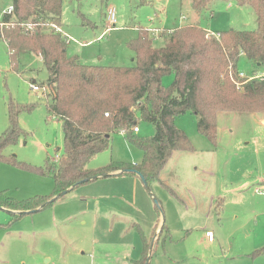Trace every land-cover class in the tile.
Here are the masks:
<instances>
[{"label":"rangeland","instance_id":"1","mask_svg":"<svg viewBox=\"0 0 264 264\" xmlns=\"http://www.w3.org/2000/svg\"><path fill=\"white\" fill-rule=\"evenodd\" d=\"M10 5L12 0H0V15ZM109 8L115 10L114 26L106 18ZM19 24L0 27V33L18 26L25 34ZM183 25L215 33L253 31L256 18L250 6L234 1L216 0L210 12L198 15L190 0H62L57 26L69 36L67 55L81 64L131 67L135 61L129 41L146 33L152 47L160 48L164 45L160 34ZM42 30L53 33L46 26ZM17 62L15 71L6 41L0 39V135L8 124L9 99L36 104L18 118L24 136L3 153L28 166L43 167L47 158L54 161L62 154L61 123L47 114L48 91L31 90L33 84L46 88L48 81L40 56L23 52ZM251 68L240 59V71L248 74ZM262 71L264 67L258 72ZM172 82V75L162 78L164 86ZM174 122L194 149L175 152L160 172L159 179L176 196L159 180L145 187L139 178L131 177L138 188L126 182L111 186L108 179L94 183H107L96 191L86 184L13 222L9 211L0 208V264H133L142 252L135 225L151 240L159 223L168 236L157 244L156 236L150 241L147 264H264V253H254L264 247V113L219 112L216 144L198 131L193 113L186 112ZM136 126L139 133L132 134L134 139L155 133L151 124L140 119ZM110 144L92 158L89 168L103 167L111 160L142 161L141 150L127 134H111ZM52 190L50 177L0 161V192L7 196L21 200L49 195ZM205 232L212 234L211 241Z\"/></svg>","mask_w":264,"mask_h":264},{"label":"trees","instance_id":"2","mask_svg":"<svg viewBox=\"0 0 264 264\" xmlns=\"http://www.w3.org/2000/svg\"><path fill=\"white\" fill-rule=\"evenodd\" d=\"M215 1L190 0L198 15L210 12ZM220 1L250 6L255 14L256 29L217 32L220 37L216 40L206 38L207 30L198 25H183L162 32L164 45L160 48H153L147 34L142 33L127 44L134 55L135 65L131 67L81 64L77 57L67 55L63 37L42 28L24 34L17 26L0 33L1 39L6 41L13 70H18L20 53L33 52L42 57L49 76L46 111L48 116L60 121L63 136L62 154L54 161L47 158L43 167L28 166L13 157H5L4 149L16 145L24 136L18 121L20 114L36 106L35 103L22 105L11 99L7 102L8 124L0 135V161L48 176L53 182L49 195L17 200L0 192V208L9 211L11 222L28 214L23 212L39 209L61 192L109 177H137L126 173L128 170L139 172L147 185L159 180L162 187L176 196L159 179L160 172L175 152L194 150L186 134L176 127V117L193 113L197 117L198 131L216 144L219 112L264 113V79L245 82L238 77L240 59L252 66L248 74L258 73L264 67V0ZM12 4L18 22L31 19L33 23L50 20L51 24H60L62 0H12ZM9 19L6 16L3 21ZM166 75L173 76L170 86L162 84ZM235 82L240 83V87ZM139 119L154 127L153 136L134 139L132 134L137 133L131 128ZM122 130H126L125 134L141 150L142 161L130 164L111 160L103 167L89 168L92 158L110 148L111 134ZM84 180L87 182L74 187ZM135 228L142 241V252L133 264H147L150 241L138 225ZM167 236L162 224L156 243L163 242ZM254 253H264V247Z\"/></svg>","mask_w":264,"mask_h":264},{"label":"built area","instance_id":"3","mask_svg":"<svg viewBox=\"0 0 264 264\" xmlns=\"http://www.w3.org/2000/svg\"><path fill=\"white\" fill-rule=\"evenodd\" d=\"M145 1H160V2H171L173 0H145ZM15 9H14V6L13 5H10L9 7H7L6 9H4L2 12H1V15H0V27H7L9 25H15V19H13L15 17ZM6 16H9L10 19L8 22H4L3 21V18L6 17ZM106 18L108 20V24L109 25H113L115 24L116 22V19H115V10L114 9H111L109 8L107 10V13H106ZM20 27H22L23 31L25 32V34H30V33H33L35 32L36 30H38L39 28H43L44 26H46V28H49L52 30L53 33L55 34H59L61 37H63L66 42H67V39H69V36L67 37L63 31L61 30V28L55 24H51V23H33L31 21H28V22H20ZM210 37H213L215 38L216 40H219V34L218 33H215V32H211V31H206V38H210ZM231 73L229 74V77L232 81H234L231 77ZM238 77L239 79H242V80H245V82H248V81H251V80H254V79H264V71L262 72H258V73H255V74H245L244 72L242 71H239L238 73ZM235 84L237 85V87H240V83H236ZM31 90L34 91V92H39L40 90H42V92H45L48 91V86L46 85V88H44L42 85L41 86H38L37 84H33L31 85ZM105 116H107V114H105ZM131 131L133 133H138L139 132V129L137 128V126L131 128ZM123 134L126 133V130H122L121 131ZM57 160V157L56 159ZM205 236L207 237V239L209 241L212 240V234L210 232H206L205 233Z\"/></svg>","mask_w":264,"mask_h":264},{"label":"crops","instance_id":"4","mask_svg":"<svg viewBox=\"0 0 264 264\" xmlns=\"http://www.w3.org/2000/svg\"><path fill=\"white\" fill-rule=\"evenodd\" d=\"M171 30V29H170ZM160 36H161V34H160ZM0 39H1V36H0ZM40 58L42 59V57L40 56ZM132 59H133V57H132ZM51 117H53V116H51ZM54 118H56V117H54ZM57 119V118H56ZM58 120V119H57ZM59 121V120H58ZM60 122V121H59ZM260 122H262L263 123V120H261ZM0 126H1V122H0ZM7 128V127H6ZM139 133V132H138ZM131 177H109V178H105V179H101V180H97V181H95V182H93V183H90V184H92V185H94V183H96V182H100V181H105V180H107L108 179V181H107V183H109V182H111V183H113L111 186H115V185H117L116 183H122V182H126V183H128V184H131V185H133V187L134 188H138V185H137V181L136 180H134V179H130ZM129 180V181H128ZM107 183L105 184V183H97V185L95 184L94 185V191H96V188H98V189H102V187H104V186H107ZM92 185H90V186H92ZM116 193H118V192H116ZM10 197V196H9ZM218 206H219V204H218ZM8 211V210H7ZM40 212V211H39ZM15 213H19V212H15ZM38 213V212H37ZM159 226H160V223L158 224ZM157 227V225H155V227H154V229L152 230V233H153V237H152V239L156 236V238L155 239H157V235L159 234V231H160V229H161V226L160 227ZM206 233V232H205ZM144 235H145V233H144ZM146 238V237H145ZM151 239V240H152ZM146 240L147 241H151L150 239H148V237L146 238ZM157 244V243H156ZM155 245V244H154Z\"/></svg>","mask_w":264,"mask_h":264},{"label":"water","instance_id":"5","mask_svg":"<svg viewBox=\"0 0 264 264\" xmlns=\"http://www.w3.org/2000/svg\"><path fill=\"white\" fill-rule=\"evenodd\" d=\"M126 173H133V174H135V175L139 178V180L143 183V185H144L145 187L148 186L147 183H146V181H145V179H144V177H143L139 172H137V171H135V170H128V171H126ZM107 176H108V175H104L103 177H107ZM86 182H87V180L81 181L80 183L75 184L74 187H76V186L79 185V184L86 183ZM67 192H69V191H65V192H61V193H59L58 196H57L56 198H54L53 200L62 197V196H63L64 194H66ZM53 200H52V201H53ZM153 200H154L155 204L157 205L156 200H155V199H153ZM52 201L46 203L45 205H43V206L40 207L39 209H35V210H31V211H26V212H23V213H28V214L37 213V212H39L41 209H43L44 207H46L48 204H50ZM154 238H155V237H154ZM154 238L152 239V241H154ZM151 244H153V242H152ZM150 249H151V245H150Z\"/></svg>","mask_w":264,"mask_h":264}]
</instances>
